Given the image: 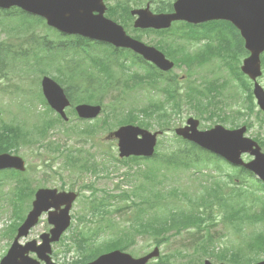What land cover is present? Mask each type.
Instances as JSON below:
<instances>
[{"label": "trees", "instance_id": "1", "mask_svg": "<svg viewBox=\"0 0 264 264\" xmlns=\"http://www.w3.org/2000/svg\"><path fill=\"white\" fill-rule=\"evenodd\" d=\"M19 16H23V18ZM26 17L30 16L22 14L17 9L13 12L8 11L0 14V26L6 29L5 32L10 33L13 30L14 33H18V31H22L25 35V43H30L28 48L21 53V56L23 55L25 59L26 73L32 69L40 77L51 75L56 82L63 86L72 106L87 103L98 96L101 98V95L106 92L107 85H110V88L113 87V77H110L112 72L110 64L113 63L112 60H114L118 51L103 50L93 53L83 47L82 44H68L69 38L64 36H57L54 40L34 38L32 30L35 26L29 24ZM9 19L15 21L14 27H11ZM224 25L230 26L225 23ZM216 26L219 27L216 29V38L219 45L224 47L228 41L224 36V31L220 29V25L217 24ZM226 31L228 32V38L232 41V52L235 54L231 66L232 73H235L238 81H243L242 74L239 71L240 61L238 59L244 51L242 48L243 42L231 26ZM28 33H30L29 36H27ZM30 47L35 50L32 63L28 60V55L31 52ZM10 48L11 46L4 47V44L0 42V70L4 67L9 68L12 54ZM44 48L47 49V52L43 51ZM53 50L56 52H53ZM190 61V57H186L184 60V62ZM90 68L98 70V74H88ZM105 75L110 77L109 81L104 82ZM159 80H161V77ZM137 81L143 80L137 79ZM248 92L249 96L252 97L250 88ZM39 98L46 108L43 114L35 115L36 122L33 124L27 126L21 120L9 124L0 123V154L18 153L20 145L27 147L36 141L45 139L48 132L61 122L60 118L54 115V112L46 105L41 94ZM123 102L125 100L123 101L120 97H113L107 116L109 122L105 123L106 131H110L112 127L125 124H137L149 128L151 118L155 119L158 126L168 124V114L159 107H151L150 105L148 107H130L126 110L123 107ZM71 113L75 114L73 109H71ZM63 129L65 131V127ZM95 130L92 126H87L78 129L76 133L92 137L95 135ZM53 146V143H49L46 148L48 151L60 152L59 147ZM103 155L107 160L116 162L114 156L108 151L103 152ZM206 157L208 155L193 144L178 140L171 149L163 153H156L152 159H144L146 164L143 168L138 165L139 159L132 158V162L137 167L135 171L126 174V182L128 183L131 178L135 180L141 178L144 182L134 185L129 192L122 191L118 195L105 193L101 199L94 195L88 200L87 204L92 215L99 217L100 223L94 229L81 231L74 238L75 249L84 259L79 263L90 261L109 251H127L129 243L133 242L130 236H149L153 239V245L159 246L162 242H167L171 235H179L181 232L190 235L189 243H183L182 246L185 250L191 247L194 252V255L191 254L186 259L184 262L186 264H200V256H209L216 258L219 262L228 264H252L260 260V257L264 254V199L257 200L252 197V194H250L251 197L245 195L247 198L249 197L248 199L252 203V205L247 206L245 200L241 199L243 196L242 191H235L229 188V184H226L225 181L218 179L207 183V185H201L202 188L193 194L175 185V183H171L172 185L168 188L166 182L179 173L191 172L190 174H196L200 171V163ZM91 158L87 152L84 156L85 160L74 158L70 151H66L64 155L67 166L73 165L76 167V163L81 162L78 166L80 172L97 173L98 166L95 162H91ZM212 159L210 157L208 160ZM117 163L122 162L117 160ZM216 165L220 169L218 164ZM100 170L107 171V168L104 166ZM155 172L159 177L158 180H155ZM0 174L11 177L9 183H14L12 191H10L9 204L13 208L12 211L15 212L17 219L21 221L23 219V207L27 205L26 200L31 198L33 192L30 183L26 178L19 179L21 175L18 172L12 171ZM240 174H243V172L240 171ZM244 174L246 173L244 172ZM14 178L19 180H13ZM227 179L232 182L230 177ZM15 181L17 185H15ZM22 183L27 184V186L22 185ZM14 188H17V190L14 191ZM87 188L91 189L92 186ZM181 197L187 202L186 205L177 202V200L181 201ZM117 201L121 202L117 203ZM255 208H258V211ZM215 211L217 212L215 213ZM128 213H130L129 216ZM217 214L222 216L224 228L227 230L242 232L244 226H252L257 229L252 230L239 247L225 248L219 253L215 252L213 235L208 232L205 236H200V233L203 229L207 231L216 226L215 218ZM114 216L119 218L126 216L123 222H126L127 226L115 222ZM19 223L14 226L13 230L17 228ZM102 233H109L114 238L98 243L95 239ZM177 254L184 256L177 252L169 255L159 264H175L171 258Z\"/></svg>", "mask_w": 264, "mask_h": 264}, {"label": "water", "instance_id": "2", "mask_svg": "<svg viewBox=\"0 0 264 264\" xmlns=\"http://www.w3.org/2000/svg\"><path fill=\"white\" fill-rule=\"evenodd\" d=\"M95 6L88 0H0V9L12 7L40 16L47 25L67 34H79L92 39H102L116 47L131 49L140 54L146 61H151L159 69L167 71L172 64L152 48L130 39L123 29L109 23L113 29L106 31L101 28V22L93 19L87 10ZM175 14L169 16L152 17L140 14L135 22L136 28H168L172 21L185 20L191 23H202L211 20H225L231 22L240 32L245 42V49L249 56L243 61L241 71L251 80H256L261 75L260 55L264 51V0H178L175 5ZM105 28V26H104ZM42 93L50 108L65 118L64 109L70 103L63 89L49 77L41 81ZM254 96L259 106L264 110V92L255 85ZM101 111L99 106L80 105L76 107L78 116L83 119L96 118ZM198 122L188 120L184 128L176 130L178 136L193 142L200 147L222 156L230 163L243 166L257 173L264 181V156L259 153V148L251 140L244 139V129L227 131L221 126H215L209 131L199 132ZM109 137L118 140L120 158L151 157L154 154L156 134L138 127L125 126L111 133ZM241 153H249L255 160L244 164L240 160ZM13 168L23 170V162L8 154L0 155V170ZM75 198L74 194L59 193L56 191L40 190L33 202V209L19 228L18 236L6 258L0 264H36L26 257L29 251L36 250L39 257L51 264L47 254L50 253L51 242L58 241L62 232L69 225L68 211ZM64 206L63 209L61 207ZM50 208L55 211L49 214V222L54 226L48 235L42 236L44 243L37 249L34 243L19 247L17 239L27 235L28 230L37 222L38 216ZM158 256L155 249L151 254L141 259H132L127 254L114 251L98 257L89 264H146L148 260ZM204 264H211L206 261ZM259 264H264L259 263Z\"/></svg>", "mask_w": 264, "mask_h": 264}, {"label": "rangeland", "instance_id": "3", "mask_svg": "<svg viewBox=\"0 0 264 264\" xmlns=\"http://www.w3.org/2000/svg\"><path fill=\"white\" fill-rule=\"evenodd\" d=\"M26 20L29 24L36 26V25H44L43 21L41 20H37L33 17H26ZM9 22L11 24H14L15 21L9 19ZM6 29L2 28L0 26V41L3 40L4 38L8 37V36H3ZM35 35L36 37H43L47 34V30H43L40 28H36L35 27ZM14 32L13 30L10 31V33L8 34L9 36L13 35ZM204 43L203 46H201V50L202 53L207 54L209 59L205 58L201 64H198V66H195L191 71H188V69L186 68L185 71L188 75H194L193 79L189 82L186 83L185 85V96L186 94H190L192 97H198L197 93L193 91L194 88H198V78L201 76L204 78V80L206 82H213L216 85L219 83V81L221 80V76L213 74V65H212V59L214 58L212 56V54L208 53L209 49L205 46L206 44H211L209 39L203 40L202 41ZM44 52H47V49L44 48L43 49ZM53 52H56L55 50H53ZM33 53L34 51H31L30 54L28 55V60L30 62H32V58H33ZM58 53V52H57ZM229 55L232 53L231 51L227 52ZM262 60H264V54L262 55ZM25 62V59H24ZM227 69L229 71V66H227ZM220 74L224 77L227 78L226 76V71L223 67H220ZM230 72V71H229ZM175 73H178V76H182L184 73V68L180 67ZM51 77V76H49ZM41 77L38 76L37 73H34L32 69H30L28 71V73H26L25 71H22V75L20 76L19 74H16L15 76L13 75V73L11 72V70H9V79H8V84H9V88L8 90H6L5 93L4 90H0V123H13V122H17L18 119L25 121V122H33V112L37 111V112H42V109H45V105L42 103V101L40 100L39 96L41 94L40 90H39V86L37 87V81L40 80ZM185 80V79H184ZM151 82L146 81L143 84L144 85H148ZM3 85V84H2ZM17 86L18 89L20 90L19 93H14L11 95V93H9V90H12L13 86ZM181 86H183L181 84ZM188 86H190L192 89L188 88ZM234 89V88H233ZM204 94L206 96H208L209 98L211 97V94H213L214 92H209L207 90L203 91ZM3 93V94H2ZM134 95H136L134 97V99L138 102V103H146V96H147V92L146 90L141 89L140 92L137 94L133 93ZM131 96V95H130ZM158 99L161 100L162 96H158ZM106 102V108H108L110 106L107 104V102L109 101L108 98H106V100H104ZM187 101L186 97H185V102ZM187 103V102H186ZM41 109V110H40ZM228 109L225 108V110ZM255 113V111H254ZM254 113L251 115V118H249V120H247L248 122H250L253 125L254 122V127L248 132V136L249 137H254V136H261V132L260 129L257 128V124L255 123L256 120H254ZM67 116L69 117V110L66 111ZM195 115L192 111L189 110V108L186 105H183V112L179 115V117H174L172 118V121H174V123L172 124V127H174L175 125H179L180 123H183V121H185L188 117ZM103 118V115H100V119ZM93 122V121H92ZM102 123V122H101ZM212 121L211 120H204L203 121V125L208 126L211 125ZM28 126V124H26ZM73 125L75 126V128L77 127H82V125L80 124V121H77L76 117L71 116L69 118V121L67 122V124L65 125V127ZM154 127L156 125H153ZM154 127H152V130H156ZM106 128V127H105ZM115 127H113L112 129H114ZM158 128V127H156ZM116 129V128H115ZM69 131H71V129L68 128ZM113 131V130H112ZM258 132V133H257ZM264 132V131H263ZM107 135V133H104V131H100L98 136H97V140L98 143H101L102 145H97V146H92L91 141H86V142H82L80 141L81 139L78 138V143L77 144L73 139L70 140H66L65 138L62 137H57L56 140H60L61 142H63L64 146H67L69 148H73L75 145L76 148H79V150H82L83 153L85 152H89L90 154L94 155V157H92V159L94 161H97L100 165V167L102 168V166H107L108 167V173L106 176V172L104 174V177L102 175H98L97 177H94L93 175L90 174H82V176H73L71 179V173L70 172H66L65 170H62L60 168H62L63 165V158L62 156H59V158L56 160L55 165L53 164V172L60 175V177L66 182V188L72 187L73 191L76 193H82L83 196H89L90 193L89 191H84L82 190L81 186L82 185H87V184H94L95 188L98 190H105L107 192L110 193H119L121 192V190H127L130 191L132 189L133 185L138 184L139 182H144L143 179L141 178H137L136 180L134 178H131L128 180V183H126V180L124 178H122L121 176L124 173H127L128 171H130L128 168H126L125 165L122 164H118L117 162L115 163L114 166H112L111 163H109L110 161H104L105 156L102 154L105 151H108L111 155L116 156L117 157V148L116 145L113 141L110 142H105L103 139L104 137ZM75 139V137H74ZM48 140L53 141L52 137H50ZM83 140V139H82ZM54 142V141H53ZM173 142V137L171 135H167L164 138H162L160 140V147H159V151H164L166 148H168V146H170V144ZM93 143V141H92ZM37 149V150H36ZM18 156H20L21 158H23L25 160V162L27 163V165L29 164L30 166L34 167L35 165H37L39 163V160L37 158V154H41L42 156H47L46 152L44 149H41L40 147L37 148L36 146H34L32 148V150H30V148L25 149V147H22L19 152L17 153ZM126 162H130V160L125 161ZM151 165V164H148ZM144 166V165H142ZM38 173L36 174H32L30 173L29 175L31 176V178L35 179V185H41L40 187H45V188H56L59 189L60 187V181L57 179V175L53 174L52 171L48 172V181L45 183H39L40 179H41V173L40 171H37ZM155 174V180H158L159 177L157 175V172L154 173ZM20 178V176H19ZM8 179H5L4 182H6ZM14 180L18 181V179L14 178ZM15 181V185H17ZM125 182V183H124ZM185 183H188V181H186ZM24 186H27V184H23ZM116 185H119L121 188H116ZM8 186L5 185L4 187L0 188V202L5 200V192L7 190ZM14 191L17 190V188L13 189ZM28 192H29V185H28ZM98 195H102L100 192L97 194ZM77 201V200H76ZM183 201H185V199L183 198ZM2 205H4V207H6V203H2ZM7 208V207H6ZM79 202L73 204L72 206V210L71 213L73 214H78L79 213ZM0 221H8V223H10L11 219H10V214L8 213V210L5 211V213H2L0 215ZM73 225H77L78 227H89V228H95L94 224H84V225H78V223L76 221H73ZM46 226V227H45ZM47 228V224L45 221V218L42 219V222L36 227V229L33 231L32 237H36L39 236V234H41L43 232V230ZM216 230L217 233H225L226 237L225 238H216L215 242H228L229 245H237L241 242V238H236L234 237L231 233H228L223 226H217L213 229V231ZM247 230V229H246ZM73 232V231H72ZM71 232H68L66 234V238L68 236H71ZM185 237V238H184ZM63 238V237H62ZM188 236H186L185 233H182L178 236H174L171 237V239L169 240L168 243L164 244L161 248L160 251L163 254H172V253H177L180 252V254L184 255L181 256L182 258L177 257L175 259V263H180V262H184L188 257L194 255L193 249L191 247H189L188 249L185 250V248L182 246V243H188ZM67 244H71V242L67 241ZM3 246H4V241L3 239H0V254L3 251ZM151 246V243L148 239H144V238H139V240L136 242L135 246L132 247L130 249L129 254L134 257V258H138L141 257L143 255V252H145V250H148ZM224 246V245H223ZM64 246L63 245H57L55 247L56 249V253L58 255V259L59 260H66L68 263H71L72 261H74L75 259H77L76 254H72L71 252L67 255H63L62 252H64ZM222 249V247L220 245H218V250L220 251ZM197 256V255H195ZM200 258L205 261L208 260L210 261L212 264H218L217 260L213 259V258H202L200 256ZM228 264V263H226Z\"/></svg>", "mask_w": 264, "mask_h": 264}, {"label": "flooded vegetation", "instance_id": "4", "mask_svg": "<svg viewBox=\"0 0 264 264\" xmlns=\"http://www.w3.org/2000/svg\"><path fill=\"white\" fill-rule=\"evenodd\" d=\"M88 1L91 3L97 1V4L91 10H87L90 16H97L100 13V9L103 10V17L112 23L123 26L129 31L128 34L130 37L144 43L148 47L157 49L166 58L174 63L176 61L178 64L180 63L179 58L181 57L180 50L192 44V38H190L191 35L189 34L194 33L196 29L204 28V24L190 25L185 22H178L173 23L168 30L134 31L133 24L137 18V15H133L134 12L148 10L154 15L172 14L174 13V3L177 0H101L102 6L98 4L99 0ZM70 38L74 44H84L88 40L80 36ZM100 43L109 50H115L112 45L97 41L89 42V44L87 42L85 45H97ZM133 57L135 60L142 61L136 54ZM177 87L175 88L176 92L179 88ZM170 102L172 109H178V103L174 99H171Z\"/></svg>", "mask_w": 264, "mask_h": 264}, {"label": "bare ground", "instance_id": "5", "mask_svg": "<svg viewBox=\"0 0 264 264\" xmlns=\"http://www.w3.org/2000/svg\"><path fill=\"white\" fill-rule=\"evenodd\" d=\"M96 171V170H95Z\"/></svg>", "mask_w": 264, "mask_h": 264}]
</instances>
